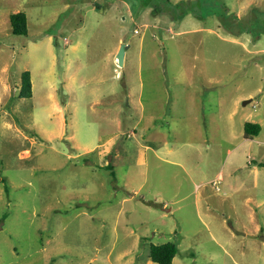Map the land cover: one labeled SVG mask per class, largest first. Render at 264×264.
<instances>
[{
	"label": "rangeland",
	"instance_id": "obj_1",
	"mask_svg": "<svg viewBox=\"0 0 264 264\" xmlns=\"http://www.w3.org/2000/svg\"><path fill=\"white\" fill-rule=\"evenodd\" d=\"M261 237L264 0H0V264H264Z\"/></svg>",
	"mask_w": 264,
	"mask_h": 264
},
{
	"label": "trees",
	"instance_id": "obj_2",
	"mask_svg": "<svg viewBox=\"0 0 264 264\" xmlns=\"http://www.w3.org/2000/svg\"><path fill=\"white\" fill-rule=\"evenodd\" d=\"M10 21L14 34L28 35V16L25 11L10 14ZM21 96L31 97L33 95V82L30 70H25L21 77ZM245 137L259 135L262 126L258 122L247 121L244 125ZM111 163L108 164V167ZM179 252V245L175 241L150 244V258L158 264H173V260Z\"/></svg>",
	"mask_w": 264,
	"mask_h": 264
},
{
	"label": "crops",
	"instance_id": "obj_3",
	"mask_svg": "<svg viewBox=\"0 0 264 264\" xmlns=\"http://www.w3.org/2000/svg\"><path fill=\"white\" fill-rule=\"evenodd\" d=\"M107 142H105V145L102 147V149L108 154L109 152H111V149H112V147H113V145H114V139H113V137H111V136H109L107 139ZM88 151H90V150H88ZM142 158H143V160H144V157H145V155H144V153L142 154V156H141ZM144 239V243H145V239H146V237H144L143 238ZM261 240H262V242H264V237H261ZM146 246V245H145ZM133 250H129L128 248L126 249V251L124 252V254H127V255H129L130 254V252H132ZM111 253H112V251L110 250L108 253H107V256H106V258H110V256H111ZM131 256L133 255V253H131L130 254ZM129 255V257H131ZM140 257L141 259L142 258H144V259H146V260H148L149 258H150V244L148 245V247H147V253H143V254H141V253H136L135 255H134V257ZM177 256V255H176ZM139 257H138V260H139ZM151 259V258H150ZM152 260V259H151ZM176 260V257L174 258V260H173V262Z\"/></svg>",
	"mask_w": 264,
	"mask_h": 264
},
{
	"label": "water",
	"instance_id": "obj_4",
	"mask_svg": "<svg viewBox=\"0 0 264 264\" xmlns=\"http://www.w3.org/2000/svg\"><path fill=\"white\" fill-rule=\"evenodd\" d=\"M128 46L126 45V44H122L121 46H120V49L118 50V52H117V54H116V59H117V61H118V64L119 65H124V62H125V55H126V48H127ZM252 99H246L245 101H244V104H246V103H248V102H250Z\"/></svg>",
	"mask_w": 264,
	"mask_h": 264
},
{
	"label": "built area",
	"instance_id": "obj_5",
	"mask_svg": "<svg viewBox=\"0 0 264 264\" xmlns=\"http://www.w3.org/2000/svg\"><path fill=\"white\" fill-rule=\"evenodd\" d=\"M138 31V30H137Z\"/></svg>",
	"mask_w": 264,
	"mask_h": 264
}]
</instances>
